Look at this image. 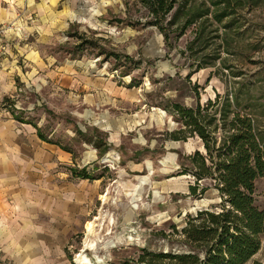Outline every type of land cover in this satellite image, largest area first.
Masks as SVG:
<instances>
[{"label": "rangeland", "instance_id": "obj_1", "mask_svg": "<svg viewBox=\"0 0 264 264\" xmlns=\"http://www.w3.org/2000/svg\"><path fill=\"white\" fill-rule=\"evenodd\" d=\"M135 1L68 0V32L56 47L60 60L94 63L133 93V104L120 103L111 111L106 106L114 125L107 120L86 121L69 88L44 97L42 106L32 93L26 94L20 110L14 108L16 118L40 125L49 141L72 153L70 160L58 162L54 176L60 183L83 185L88 199L89 213L73 240L59 247L46 243L48 249L42 251L40 264H77L87 224L97 217L100 248L86 252L96 264L98 257L103 264H123L143 249L178 250L180 238L174 236L170 241L164 236L174 233L173 227L181 230L188 216L220 203L214 188L203 198L190 196L195 179L183 172L190 171L192 155L198 151L206 154V150L198 136L180 142L168 138L181 128L169 110L172 104L204 107L217 95L232 99L234 93H242V105L250 103L257 115L264 145V5L244 15L240 35L233 36L232 54L223 52L215 61L213 49L203 51L196 46L193 53L189 51L190 31L172 45L166 43L158 29L144 25L147 13ZM200 65L206 67L199 69ZM121 126L117 141L108 145L112 131ZM82 171L100 178L99 182L76 177ZM107 194L104 202L102 196ZM255 198L256 205L264 209V178L256 183ZM255 262H264V237L261 251L249 264ZM0 264L20 263L0 252Z\"/></svg>", "mask_w": 264, "mask_h": 264}, {"label": "crops", "instance_id": "obj_2", "mask_svg": "<svg viewBox=\"0 0 264 264\" xmlns=\"http://www.w3.org/2000/svg\"><path fill=\"white\" fill-rule=\"evenodd\" d=\"M69 16L68 0H0V28L9 27L0 43V159L7 161L0 166V214L15 218L14 204L20 203L23 220L16 223L40 229L20 233L26 248L13 256L20 264H40L46 243L59 247L73 240L89 213L85 187L60 183L54 176L58 162L70 160L72 153L42 140L40 125L17 120L20 100L32 93L42 106L44 97L69 88L86 121L112 125L106 106L111 111L135 101L131 91L94 63L58 58L56 47L66 39ZM120 131L123 126L112 131L108 145Z\"/></svg>", "mask_w": 264, "mask_h": 264}, {"label": "trees", "instance_id": "obj_3", "mask_svg": "<svg viewBox=\"0 0 264 264\" xmlns=\"http://www.w3.org/2000/svg\"><path fill=\"white\" fill-rule=\"evenodd\" d=\"M135 5L147 13L144 25L158 29L166 43L172 45L190 31L193 40L188 44L189 51L193 53L196 46L203 51L213 49L216 61L223 52L232 54L233 36L240 35L244 15L260 8L264 0H136ZM205 67L200 65L199 69ZM241 95L234 93L232 99L217 95L204 107H169L181 128L168 138L180 142L198 136L206 150V154L198 151L192 155L190 171L183 172L195 179L190 196L203 198L214 188L221 201L188 216L181 230L173 227L174 233L164 236L170 241L178 236V250L143 249L123 264H249L261 251L264 209L256 205L255 195L257 181L264 178V145L258 134L257 115L250 103L242 105ZM39 135L52 143L40 130ZM76 177L98 179L86 171Z\"/></svg>", "mask_w": 264, "mask_h": 264}, {"label": "clouds", "instance_id": "obj_4", "mask_svg": "<svg viewBox=\"0 0 264 264\" xmlns=\"http://www.w3.org/2000/svg\"><path fill=\"white\" fill-rule=\"evenodd\" d=\"M7 161L0 159V166H4ZM0 181V187H2ZM15 218L6 219L3 214H0V252L15 256L26 248V245L21 243L23 237L20 233L28 234L32 232H39L40 229L36 225L30 223L19 224L17 221H22L23 217L20 203L14 204Z\"/></svg>", "mask_w": 264, "mask_h": 264}, {"label": "bare ground", "instance_id": "obj_5", "mask_svg": "<svg viewBox=\"0 0 264 264\" xmlns=\"http://www.w3.org/2000/svg\"><path fill=\"white\" fill-rule=\"evenodd\" d=\"M143 182V181H142ZM144 182H146V180H144ZM102 200L104 202H106L108 200V194L105 195V196H102ZM99 217L95 218V220L93 221H90L88 224H87V228H86V231H87V236H86V240H85V246H84V249L82 250V252L76 256V263L77 264H96L94 263L90 258L89 256L86 254V252L88 250H95L99 247V239L97 237V232H98V227H100L101 225L97 223V221H99ZM128 219V218H127ZM112 220H110L111 222ZM110 232V231H109ZM108 234V233H106ZM118 237V236H117ZM115 238V237H114ZM130 239V238H129ZM121 238L118 237L116 239L117 243H120L121 242ZM132 240V238H131ZM110 242H112L111 240H109V243L106 244V247L108 248V245L110 244ZM130 242V240H129ZM139 243V242H138ZM112 245V244H111ZM100 248V247H99ZM94 255V254H92ZM98 255H99V252H98ZM101 256V255H100ZM102 257V256H101ZM98 260V264H103L104 261H103V258H100L98 257L97 258Z\"/></svg>", "mask_w": 264, "mask_h": 264}, {"label": "built area", "instance_id": "obj_6", "mask_svg": "<svg viewBox=\"0 0 264 264\" xmlns=\"http://www.w3.org/2000/svg\"><path fill=\"white\" fill-rule=\"evenodd\" d=\"M8 30H9L8 26H3L2 28H0V43L3 41Z\"/></svg>", "mask_w": 264, "mask_h": 264}]
</instances>
